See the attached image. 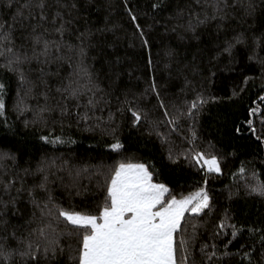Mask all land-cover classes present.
Returning <instances> with one entry per match:
<instances>
[{"label": "snow or ice", "instance_id": "snow-or-ice-1", "mask_svg": "<svg viewBox=\"0 0 264 264\" xmlns=\"http://www.w3.org/2000/svg\"><path fill=\"white\" fill-rule=\"evenodd\" d=\"M122 2L133 28L132 35L138 36L141 46L147 48L149 39L138 22V15L128 5V0ZM261 2L264 3V0ZM91 3L92 0H86V5ZM164 7L163 0L152 4L153 9L162 10ZM257 7L254 0H185L184 6L177 7L175 15L169 17L175 21L171 31L180 29L195 38L199 28L213 25L221 29L237 14L242 13V19L254 18ZM0 9H14L10 22L6 18L8 13L0 11V60L3 61L0 66L17 77L26 96L43 99V106L35 114L39 121L47 123L45 113L52 115L59 109L60 116L65 117L71 115L72 108H75L78 122L87 123L95 116V110L111 103L106 98L105 89L98 83V76L86 63L88 49L94 47L96 32L91 27L83 31L75 28L78 17L70 9L78 11V0H26L23 3L20 0H0ZM52 9L54 12L49 14ZM74 31L78 41L76 44L70 41ZM106 31L115 35L116 26L97 29L101 34ZM245 43V36L240 33L226 42L223 51L232 55L237 45ZM112 46L115 47L114 44ZM167 55L171 57L173 52L169 50ZM74 57H78V63L72 73L61 78L53 89L49 77L60 76L64 63L73 67ZM109 63L117 66L119 57ZM148 63L151 64L150 57ZM260 63L264 69V60ZM52 65L56 66L55 71ZM33 72L36 73L34 78ZM193 74H196L195 69ZM116 75L118 77L119 74ZM252 79L254 77L243 79L233 91V97L239 99L243 88ZM191 83L185 78L186 87ZM4 88L5 85L0 83V95ZM53 91L59 99L52 95ZM153 97V107L149 109L144 106L142 102L150 101ZM218 99L198 91L190 101L180 106L173 102L166 103L153 78L140 95L133 94V98L129 99L125 94L117 108L121 117L127 115L131 128L146 130L149 137L155 135L161 141L169 163L176 164L183 159L187 166L202 174L203 182L199 188L187 195L181 193L179 197L168 184L154 179L159 175L155 164L133 163L125 156L113 167L103 163L75 169L59 166L58 172L67 171L69 183L64 184V178L56 173L51 175L70 189L69 197L97 194L101 197L96 202L97 211L94 213L78 211L74 206L65 208L49 188L50 183H55L49 178L51 168L56 167L54 162L52 165L43 164L35 173L24 169L20 176L9 171L16 167V156L0 151V264H65V257L72 264H197L195 252L200 236L199 220L210 217L215 211L207 188L208 181L210 177L223 174L222 158L210 142L206 149L201 147L197 126L207 106ZM50 100H55V104H50ZM258 100L259 103L248 108V125L254 134L257 132L253 126L255 119H259L260 125L264 126V108L261 107L264 105V95H259ZM4 109V101L0 98V116L4 114ZM17 109L21 114L26 110L31 111L26 104L21 108L20 103ZM154 111H159L161 116L154 118ZM95 120L94 127L101 128L102 118L96 116ZM107 123L112 126L102 130L114 137L111 149L124 156L125 145L116 136L119 126L115 125L112 113H109ZM162 126L167 132H161ZM186 131L190 135L184 134ZM174 135L181 137L186 147L178 148L172 139ZM41 139L50 144L63 143L59 138ZM256 139L260 140L261 136L257 135ZM244 171L242 168L241 173ZM37 174H42V180L27 186L26 178ZM37 190L43 193L39 198ZM244 192L248 197H259L264 201V180L257 179L246 185ZM228 198H242L240 190L230 192ZM28 206L30 210L25 217L24 209ZM9 213L25 219L28 225L26 234L19 231L24 225H10ZM231 220V211H226L217 225L221 231L213 235H221L225 228H231L232 239L228 243L235 240L243 230L230 223ZM248 232L255 234L256 229H249ZM259 241L261 260L264 261V227L260 228ZM209 247L213 249L210 253L207 250ZM215 249L213 243L201 247L200 253L211 264H219L220 258ZM251 251L256 249L253 247ZM229 254L227 250L224 253ZM244 257L248 259V264H253L251 252H245Z\"/></svg>", "mask_w": 264, "mask_h": 264}, {"label": "trees", "instance_id": "trees-1", "mask_svg": "<svg viewBox=\"0 0 264 264\" xmlns=\"http://www.w3.org/2000/svg\"><path fill=\"white\" fill-rule=\"evenodd\" d=\"M155 2L157 0H128V5L138 15V22L149 39L147 48L141 46L138 36L132 35L133 28L129 24L128 13L122 0H92V3L87 5L86 0H78V11L70 9L73 15L78 17L76 29L83 31L91 27L92 31L96 32L93 37L94 47L88 49L86 63L98 76L100 87L105 89L106 98L111 101L110 104L101 105L95 110V116L87 123L78 122L75 108H72L69 116L61 117L57 109L52 115L44 114L46 124L39 121L35 114L43 106V99L26 96L18 84L17 77L0 66V83L5 85L0 95L5 104L4 114L0 116V151L16 156V167L9 171L20 176L23 175L24 169L35 173L43 164L52 165L54 162L56 167L51 168L49 178L55 180V183H50L49 188L59 204L65 208L74 206L78 211L94 213L97 211L96 202L101 197L99 194L69 197L70 189L65 188L56 176L51 175L56 173L64 178V184L69 183L67 171L58 172L59 166L75 169L103 163L107 167H113L125 156L133 163L155 164L159 173L154 176L155 180L168 184L178 197L181 193L187 195L202 184V174L187 166L183 159L176 164L169 163L166 159V148L161 141L155 135L149 137L146 130L137 131L131 128L127 115L121 117L117 108L125 94L129 99L133 98V94L140 95L153 78L166 103L173 102L180 106L190 101L196 92L204 91L206 95L210 94L219 99L210 103L201 114L197 126L198 135L202 148L206 149L209 142L214 145L215 152L223 160V174L210 177L208 181L207 188L215 211L210 217L199 220L200 236L195 252L197 264H211L202 256L200 248L213 243L216 245L217 257L220 258L219 264H248V259L244 257L245 252H251L253 264H264L261 260L262 249L259 241L260 228L264 227V201L259 197H248L244 192L246 185L254 183L257 179L264 180V126L260 125L259 119H255L253 126L257 128V132L254 134L248 125V108L259 103V95H264V69L260 63L264 60V3L254 0L258 6L254 18L242 19L243 14H237L235 19L227 21L221 29L213 25L199 28L193 38L192 34L183 33L180 29L177 32L171 31L175 21L169 17L175 15L177 7L184 6L185 0H163L165 7L162 10L152 8ZM0 11L8 13L6 18L10 22L14 9ZM51 12H54V9L50 10L49 14ZM112 26H116L115 35L107 31L103 34L97 32V29ZM240 33L244 34L246 43L237 45L232 55L223 51L226 42ZM70 41L73 44L78 43L75 31ZM169 50L173 52L171 57L167 55ZM117 56L120 63L113 67L109 61ZM149 57L151 64L148 63ZM2 63L0 60V65ZM77 63L78 57H74L73 67L64 63L60 76L49 77L53 89L61 78L72 73ZM55 68L56 66L52 65L53 71ZM193 69L196 70L195 75ZM116 73L119 74L118 77ZM35 75L33 72V78ZM247 77L254 79L243 88L239 99L233 97V91ZM185 78L192 82L191 86L186 87ZM52 95L59 99L54 91ZM18 103L21 108L26 104L31 111L26 110L21 114L17 109ZM49 103L54 105L55 100H50ZM142 103L151 109L155 98ZM261 107L264 108V105ZM80 111L83 112V109ZM109 113L115 116V125L119 126L116 136L125 145L124 156L111 149L114 137L102 130L112 126L107 123ZM96 116L102 118L101 128L94 127ZM153 116L160 117L161 113L154 111ZM33 120L38 122L31 123ZM185 127L187 128V125ZM160 130L167 132L163 126ZM184 134L190 135V132L186 131ZM257 135L261 136L260 140L256 139ZM41 137L52 140L59 138L63 143L50 144ZM172 139L178 148L186 147L181 137L174 135ZM242 168L245 169L243 173ZM42 178V174L30 175L26 178V185L38 183ZM237 189L240 190L242 198L230 200L229 193ZM42 195L43 193L37 190L38 198ZM23 203L22 201V208ZM29 210L30 206L24 209L25 217ZM226 211H231L230 223H235L237 228L243 230L231 243H228L232 239L231 228H225L221 235H213L214 232L221 231L217 225ZM9 220L10 225H24V228L19 229L20 232H25L28 227L25 219L12 216L11 213ZM253 228L256 233L250 235L248 230ZM253 247L256 251H251ZM207 250L209 253L213 251L210 247ZM226 250L229 255H224ZM64 260L65 264H72L66 257Z\"/></svg>", "mask_w": 264, "mask_h": 264}]
</instances>
